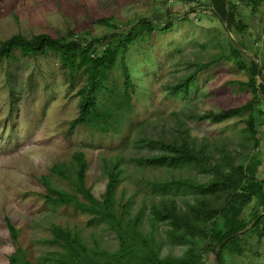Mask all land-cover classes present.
I'll use <instances>...</instances> for the list:
<instances>
[{
  "label": "rangeland",
  "instance_id": "rangeland-1",
  "mask_svg": "<svg viewBox=\"0 0 264 264\" xmlns=\"http://www.w3.org/2000/svg\"><path fill=\"white\" fill-rule=\"evenodd\" d=\"M237 4L235 20L245 26L242 31L236 24L228 27L213 10L212 0H0V45L18 33L60 37L72 31L81 40L99 39L97 50L101 51L115 32L131 26L139 32L126 54L135 85L132 109L115 132L101 133L86 125L70 129L79 114L78 90L86 83V74L81 71L71 80L54 52L31 55L15 49V56L0 59V264H9V256L16 250L8 219L18 229L19 244L27 250L31 264H50L43 256L57 249L47 242L52 224L79 232L89 246L118 248V237L105 222L45 198L43 175L49 176L52 186L75 192L69 180L51 172L53 165L64 163L74 175L75 152L85 154L86 185L97 197L106 190L109 165L120 160L123 173L117 200L130 199L132 213L146 205L141 222L146 231L151 228L150 204L161 196L146 180L204 182L211 176L195 165L170 168L139 163L138 158L159 153L144 145L150 140L174 142L185 132L197 149L212 158L223 157L234 164L260 160L257 174L263 176L264 97H254L250 73L229 55L232 45L242 39L247 45V49L241 48L242 58L257 62L258 83L264 82V1L256 11L238 0ZM101 18H110L116 27L100 22ZM146 23L153 24L151 32ZM167 23L169 28H165ZM210 61L209 66L200 67ZM112 78L122 85L119 65ZM251 101L255 135L249 126L248 108L220 122L205 118L211 112ZM168 195L177 198L182 208L194 197L190 191ZM225 197V193L209 196L208 203L218 206ZM252 206L247 205L241 217H248ZM166 228L167 223L158 224L161 255L183 254L188 244L171 241ZM243 237L245 251L233 256L231 264H264V236ZM208 242H202V254L207 264H214L215 245Z\"/></svg>",
  "mask_w": 264,
  "mask_h": 264
},
{
  "label": "trees",
  "instance_id": "trees-1",
  "mask_svg": "<svg viewBox=\"0 0 264 264\" xmlns=\"http://www.w3.org/2000/svg\"><path fill=\"white\" fill-rule=\"evenodd\" d=\"M256 11L264 0H238ZM213 10L226 20L230 29L236 24L238 11L237 0H212ZM111 27H116L110 18L99 20ZM147 22V21H146ZM147 31L153 30V24L146 23ZM171 24L167 23L165 28ZM239 30L245 27L236 24ZM137 30L131 26L127 31L110 36L107 46L97 50L99 39L93 37L89 41L81 40L72 31L67 35L56 37L48 33H40L27 37L21 33L14 34L0 45V59L15 56L14 50L23 54H45L49 51L58 55L60 63L69 70L70 79L77 73L86 74V83L78 90L79 114L71 121L70 129L78 125L89 126L101 133L119 131L124 117L132 109V92L135 85L126 62L129 46L138 37ZM241 48L247 49L246 43L240 39L238 45L233 44L229 58L240 68L250 73L249 85L255 98L264 97V82L258 83L259 68L254 59L247 63ZM215 61V59L213 60ZM217 61V59H216ZM212 61L201 64L204 68ZM120 66L123 76L122 85L112 78V73ZM179 87L188 88L187 84ZM261 95V96H260ZM252 101L239 107L211 112L205 118L220 122L240 115L245 109L250 110L249 126L253 134L256 116L252 110ZM159 153L138 158L139 163L162 167H184L195 165L202 172L211 176L204 182H193L189 178H171L146 180L152 191H161L159 200L150 204L148 220L150 230L141 227L145 216L146 205L143 204L135 213L130 212V199L126 202L117 200V187L122 181L123 169L119 159L108 167L109 181L101 197H97L86 185L87 161L81 151L75 152V174L72 175L66 164L52 166L51 172L69 180L75 192H69L52 186L49 176L43 175L41 181L47 189L45 198L54 204H68L78 210L93 214L95 218L105 222L115 231L119 246L115 250L103 249L98 245L89 246L79 232L58 224L50 227V244L57 249L43 256L50 264H207L201 247L202 242L214 243V264H231L232 257L245 251V234L264 236V174L258 176L260 160L255 163L234 164L225 158H212L203 149H197L191 136L183 132L178 141L150 140L144 144ZM192 192V201L186 200L182 208L177 198L168 195L174 192ZM225 193V200L218 206L208 203V197ZM253 204L248 217H241L247 205ZM246 233L239 234L248 229ZM167 223L166 236L178 244H188L181 255L162 256L161 243L157 239L158 224ZM8 227L16 244V250L9 256V264H31L27 250L19 244L18 229L8 219Z\"/></svg>",
  "mask_w": 264,
  "mask_h": 264
},
{
  "label": "water",
  "instance_id": "water-1",
  "mask_svg": "<svg viewBox=\"0 0 264 264\" xmlns=\"http://www.w3.org/2000/svg\"><path fill=\"white\" fill-rule=\"evenodd\" d=\"M255 222H256V220L250 225V227L253 226V224H254ZM248 228H249V227H248ZM220 263H221V264H224L222 261H220Z\"/></svg>",
  "mask_w": 264,
  "mask_h": 264
}]
</instances>
